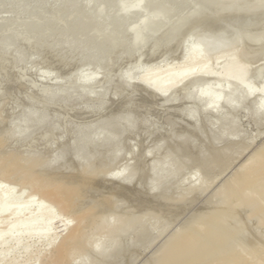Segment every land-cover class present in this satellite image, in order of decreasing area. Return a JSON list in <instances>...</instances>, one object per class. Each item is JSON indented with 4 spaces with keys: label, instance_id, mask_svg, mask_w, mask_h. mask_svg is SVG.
<instances>
[{
    "label": "rangeland",
    "instance_id": "rangeland-1",
    "mask_svg": "<svg viewBox=\"0 0 264 264\" xmlns=\"http://www.w3.org/2000/svg\"><path fill=\"white\" fill-rule=\"evenodd\" d=\"M214 1L223 0H0V191L12 206L0 213V233L29 217L13 210L31 194L44 197L25 184L30 176L65 190L70 203L59 239L15 241V228L0 244V264H55L74 226L80 235L63 264H159L172 237L206 219L227 240L186 264H235L239 253L243 264H264L261 179L250 182L258 193L230 192L222 204L264 149V40L196 59L191 49L221 29L187 19ZM232 55L248 70L241 83L224 80ZM185 67L194 74L165 98L141 84ZM247 87L253 94L244 98ZM117 172L129 179L112 180ZM203 230L195 235L206 240Z\"/></svg>",
    "mask_w": 264,
    "mask_h": 264
},
{
    "label": "bare ground",
    "instance_id": "bare-ground-1",
    "mask_svg": "<svg viewBox=\"0 0 264 264\" xmlns=\"http://www.w3.org/2000/svg\"><path fill=\"white\" fill-rule=\"evenodd\" d=\"M111 1V0H110ZM121 0H112V2H118ZM233 0H231L232 2ZM236 1V3H235ZM248 1V0H247ZM246 0H243V3L240 4L239 1L237 3V0H234L230 4V0L226 1L229 3L225 4V1L223 0L222 2L219 1V4L217 3L218 1H214L209 4L208 8L210 7V11H207L206 9L200 10V11H195L191 16L188 17V22L190 23L191 21L195 20H200L203 21L202 19L206 20L207 23H205L206 26H209L213 30V24L216 23V25L220 26L219 30L220 32H216V30H213V32H216V34L212 37L209 35V37L203 38L202 43L199 47H196L194 49H191V54L196 58L199 59L203 55H209V56H215L220 53H225L229 52L230 50L236 49V47L239 46V44L249 42V43H258L262 42L264 40V33L262 30H264V0H259L256 1L254 0H249V3ZM252 1V2H251ZM221 2V3H220ZM224 2V4H222ZM240 2H242L240 0ZM213 3H216L219 5V7L215 5L213 6ZM235 3V6H234ZM221 4V6H220ZM229 4V5H227ZM237 4V5H236ZM240 4V5H239ZM212 6V7H211ZM217 6V8H216ZM209 10V9H208ZM196 22V21H195ZM198 23H201L200 21H197ZM211 23V24H210ZM202 26H204V23H202ZM215 26V24H214ZM206 28V27H205ZM210 28H208L210 30ZM215 29V28H214ZM217 29V28H216ZM219 29V27H218ZM211 30V32H212ZM258 30H261L257 32ZM253 32L254 36H250V34ZM255 31L257 32L255 36ZM211 33V35L213 34ZM252 34V35H253ZM248 38V39H247ZM243 42V43H242ZM264 42V41H263ZM241 47V45H240ZM239 48V47H238ZM237 48V49H238ZM233 57L235 55H232L229 60L225 62V75H224V80L225 81H230L234 78L238 79V82L241 83L243 82L242 80L248 75V70L245 66L238 65L233 62ZM195 70L190 67H185L179 70L178 72L175 73H169L164 77H155L151 79H141V84L145 85L146 87L149 88L153 93L157 94L161 98H165L168 93L176 88L181 82H183L185 79L193 75ZM198 73L201 75L203 73V69L199 70ZM94 81V77L92 78H86L83 83H90ZM253 94V89L251 87H247L245 92H244V98H247ZM258 117H264V105L263 108H261L257 112ZM250 162H247L242 166V169L249 170L248 173L242 174L240 177L236 178L235 180L234 187H231V190L228 189L224 192V200L222 204H225V201L231 198L233 193L236 195H239L242 199L243 195H246V197H250L251 195L258 193V191L263 190V195H264V149L260 152H258L256 155H253L252 158L249 160ZM112 180L118 181L119 180L125 181L129 179L126 178L127 176L124 175L123 172H117V173H112L110 175ZM254 177H258L261 179L263 186L260 185L259 190L258 187H254V184L250 183L252 182L251 179ZM117 179V180H115ZM25 184L29 186L32 190L37 191L40 190L43 194V198H38L37 195L31 194V197L29 198V201L25 202V204H20L19 207H16L14 211V215L21 216V214L24 211H30L29 212V217L28 218H16L14 219L13 223H10L8 225V229H6L5 232L0 233V244H6L7 239L5 236L12 232L13 229L17 228L18 231H20V236L17 235L16 238L13 240L15 241H22L24 238H35V237H40V238H49L50 236H54V240L59 239L62 234L68 229L69 224L66 222V220L61 219L62 218V210H69L70 208V203L69 201L65 198V190L55 188V187H49L43 185L38 178L35 176H30L25 180ZM230 192H233L232 194ZM230 194L232 196H230ZM10 195L8 193H1L0 191V213H5L8 212L10 209H12L10 202H8ZM239 197V198H240ZM246 199V198H245ZM55 201L58 205L59 208H57L51 201ZM242 201V200H241ZM37 205V207L33 210L31 208H28L29 206H34ZM221 207H223L221 205ZM54 209H59L58 212L60 213L58 216L56 215L55 217L51 218L48 220L44 227H39L35 226V221H37V218L39 215L42 213H52ZM207 222L209 219H206ZM206 220H204L206 222ZM210 221V220H209ZM203 222V221H202ZM206 222V223H207ZM201 223V222H198ZM195 224L196 226L198 225ZM206 223L203 224L205 226H197L201 227V229H195L193 225V233L190 232H184L182 234H179L178 236L176 235L175 237H172L167 244L168 250L163 249L160 252L162 257L160 255H157L161 257L159 260V264H186L187 261L189 260H197L199 257H205L211 253V251L215 250V247L212 248L213 246L219 247L222 243L227 240V236L229 235L228 231H224L217 227L214 223L212 224L211 221L210 223L208 222L207 224H210V227L208 226V229L206 228L207 225ZM58 224H61L58 226ZM202 224V223H201ZM213 226H212V225ZM220 225V224H219ZM110 226V225H109ZM63 227L62 229H60ZM192 227V226H191ZM204 227L206 231L204 232ZM223 227V226H222ZM195 229V231H194ZM200 233V230L202 234L204 233V236L206 237V240L202 238V236L195 235L196 232L197 234L198 231ZM187 231V230H186ZM190 231V229L188 230ZM195 232V233H194ZM201 234V235H202ZM80 235V229L77 226H74L69 229L67 234L63 236L61 242L59 243V246L55 250L54 254V263L55 264H63L68 251L69 247L78 239ZM203 236V237H204ZM14 236L10 234V238L12 239ZM202 238V240H205V243H199L202 242L199 238ZM210 244V245H208ZM222 244V245H223ZM164 247H166L164 245ZM221 247V246H220ZM214 249V250H213ZM160 251V249H159ZM214 253V252H213ZM98 255L101 256V254H104L103 251H98ZM239 256L236 257L235 264H243L244 260L247 259L244 254L239 253ZM230 258L226 257L223 260H219V263L217 264H229Z\"/></svg>",
    "mask_w": 264,
    "mask_h": 264
},
{
    "label": "snow or ice",
    "instance_id": "snow-or-ice-1",
    "mask_svg": "<svg viewBox=\"0 0 264 264\" xmlns=\"http://www.w3.org/2000/svg\"><path fill=\"white\" fill-rule=\"evenodd\" d=\"M0 187H2V186H0Z\"/></svg>",
    "mask_w": 264,
    "mask_h": 264
}]
</instances>
